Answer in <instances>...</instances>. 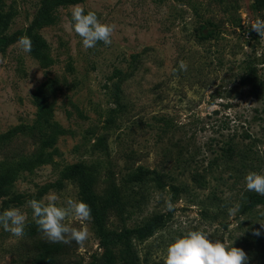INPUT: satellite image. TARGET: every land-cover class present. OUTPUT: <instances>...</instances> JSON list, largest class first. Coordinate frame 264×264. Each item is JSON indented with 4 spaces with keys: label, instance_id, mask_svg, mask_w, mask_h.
<instances>
[{
    "label": "rangeland",
    "instance_id": "374dc122",
    "mask_svg": "<svg viewBox=\"0 0 264 264\" xmlns=\"http://www.w3.org/2000/svg\"><path fill=\"white\" fill-rule=\"evenodd\" d=\"M76 4L115 25L111 45L81 47L68 28ZM259 6L0 0V212L27 216L22 237L0 228V264H164L167 245L193 229L264 264V205L241 213L244 176L264 171V38L250 26ZM247 75L254 83L242 85ZM140 172L147 179L133 182ZM50 191L90 206V220L69 221L87 232L81 244L37 231L25 201ZM153 217L161 225L131 238L133 252L103 247Z\"/></svg>",
    "mask_w": 264,
    "mask_h": 264
},
{
    "label": "clouds",
    "instance_id": "9594fccd",
    "mask_svg": "<svg viewBox=\"0 0 264 264\" xmlns=\"http://www.w3.org/2000/svg\"><path fill=\"white\" fill-rule=\"evenodd\" d=\"M260 38H264V18L251 23ZM68 28L80 38L81 47L90 49L102 43L109 46L112 43V34L115 25L102 23L95 11H85L79 4L71 6ZM17 44L22 52L31 51V41L27 36H21ZM180 71H185L187 65L180 61ZM245 190L264 196V171H250L244 176ZM58 195L50 191L40 199H28L25 204L31 209L32 222L37 231L49 243H70L75 241L81 244L87 232L72 226V219L88 221L91 219V208L83 200L67 197L58 204ZM170 207V206H169ZM231 214L234 209L229 208ZM27 216L18 207H9L0 212V228L13 237H22L25 233ZM264 229V223H259ZM255 235H261L257 229ZM164 264H248L246 253L236 247H229L219 239H211L207 231L198 229L182 232L167 245Z\"/></svg>",
    "mask_w": 264,
    "mask_h": 264
},
{
    "label": "trees",
    "instance_id": "16d2710c",
    "mask_svg": "<svg viewBox=\"0 0 264 264\" xmlns=\"http://www.w3.org/2000/svg\"><path fill=\"white\" fill-rule=\"evenodd\" d=\"M259 8L264 7V0H257ZM253 72H255L253 70ZM254 83L252 80L251 75H247L241 80L242 85H247ZM154 174L155 181L158 183L163 182L162 176L157 173L150 172V174ZM149 174H144L143 172H140L138 174H134L133 177H131V180L138 181V182H143L147 179V176ZM161 184V183H160ZM245 201L242 204L243 207H241V213H245L249 210H252L254 207L259 206V205H264V196L258 195L255 192H249L247 191L244 195ZM161 220L159 217H153L150 220L146 221L142 226L137 227L136 229L132 230H124L121 233H113L114 238H107L102 240V245L105 249L110 250V247L116 246L118 243H122L125 245V248L132 251L130 249L131 246V238H134L139 241H144L147 240L149 237H151L157 228L161 225ZM133 252V251H132ZM44 256V255H43ZM127 264H134L132 260L127 261Z\"/></svg>",
    "mask_w": 264,
    "mask_h": 264
}]
</instances>
